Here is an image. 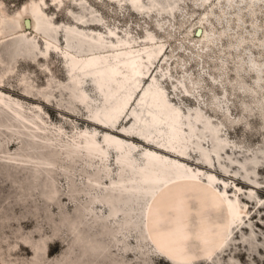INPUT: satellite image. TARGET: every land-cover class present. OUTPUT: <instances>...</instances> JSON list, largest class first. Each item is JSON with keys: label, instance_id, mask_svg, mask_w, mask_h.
<instances>
[{"label": "bare ground", "instance_id": "1", "mask_svg": "<svg viewBox=\"0 0 264 264\" xmlns=\"http://www.w3.org/2000/svg\"><path fill=\"white\" fill-rule=\"evenodd\" d=\"M50 1L60 8L64 0ZM71 1L82 12L69 11L73 19L69 24L55 23L45 11L44 0H30L13 14L0 1V181H9L15 204L23 207L19 215L12 207L4 209L0 219L14 220L17 227L13 243L5 234L0 242L6 243V251L21 242L33 254L12 259L0 248L2 264H132L125 255L128 251L150 264H154L152 256H163L171 264L220 262L234 231L249 214L237 194L241 188L229 195L226 182L220 188L214 173L193 168L185 159L194 152L198 161L213 167L216 160L226 172L233 164L248 172L260 159L250 148L225 137L222 124L199 105L183 110L170 99L163 86L166 79H174L170 59L156 34L146 29L142 37H136L126 28L107 26L86 0ZM106 1L143 18L155 13L157 26L163 28L166 23L161 19L164 15L174 18L182 0ZM198 1L212 5L214 0H195V4ZM263 3L218 0L215 6L226 19L233 4L237 14L244 9L251 15ZM205 15L189 32L198 41L213 43L202 27ZM236 19L244 25L239 16ZM251 26L249 36L257 39L256 27ZM244 42L239 37L230 46L239 50ZM51 53L59 56L66 81L52 77L39 88L20 73L23 93L48 101L55 90L66 91L69 100L64 105L58 101L59 106L77 114L80 105L93 128L74 127L67 133L61 126L48 124L40 109L2 92L16 72L17 58L46 59ZM251 55L248 51L240 60L237 72L251 70L260 87L264 61L257 62ZM179 86L189 93L183 79L173 81L174 90ZM211 103L228 111L225 99L214 96ZM227 149L252 154L240 160L227 154ZM248 164L252 166L247 168ZM231 172L236 175L238 170ZM247 197H254L253 189ZM28 215L36 224L25 232L21 220ZM54 238L67 248L48 259L46 250Z\"/></svg>", "mask_w": 264, "mask_h": 264}, {"label": "rangeland", "instance_id": "2", "mask_svg": "<svg viewBox=\"0 0 264 264\" xmlns=\"http://www.w3.org/2000/svg\"><path fill=\"white\" fill-rule=\"evenodd\" d=\"M0 1L3 2L7 13L13 14L30 0ZM44 1L48 3L46 13L52 15L53 21L58 24L73 22L69 11L82 12L71 0H64L60 8L52 4L50 0ZM86 1L87 6L90 5L91 9L96 10V14L103 18L107 26H117L119 29L126 28L136 37H142L146 29L156 34L165 43V56L170 59L168 66L172 78H174L173 81L183 79L189 91V93L183 92V88L180 86L174 90L173 81L166 79L163 81V86L170 99L180 105L183 110H186L187 106L199 105L204 113L211 116L215 122L222 124L225 137L243 148H250L260 159V163L254 169L250 168L248 172L239 168L237 164L231 165L229 171L226 172L218 166L216 160H214L215 165L210 167L198 161L199 155L194 152H191L190 157L185 159L193 168H199L203 171L210 170L214 173L220 178V188L222 181L226 182V190L229 195L237 192L238 187L241 188L237 194L240 201L246 203V210L249 212L244 219L245 223L234 231L233 240L220 256V262L217 263L216 260L209 263L198 261L195 264H264V152H258V149L264 148V79L258 87L255 85L254 73L251 70L237 72L240 60L248 51L252 53V59L255 61H264V46L260 45V43L264 44V3L255 7L254 14L251 15L245 14L244 9L240 14H237V8L233 4L227 10L229 14L225 19L221 9L215 6L218 0H214L212 5L209 3L200 5L199 1L195 4V0H182L179 3V9L174 11L175 17H169V19L164 15V19L161 21L165 22L166 25L159 28L157 26L159 17L154 16L155 13L143 18L133 13L128 7L120 9L116 4H111L106 0ZM204 14L206 15L202 27L210 34V38L214 39L213 43L198 41L197 37L189 32L191 28L194 29L199 26L196 24ZM237 16L243 20L244 25L236 19ZM252 23L256 27L257 39H251L249 36L250 32H253ZM58 36L60 43H63L61 34ZM239 37L246 39V42L242 43L239 50L231 48L230 45L239 40ZM39 44L41 45L42 42L40 41ZM7 47L10 48V45ZM244 47L248 48V51L242 52ZM4 56L6 59L9 58L7 53ZM163 60L164 56L159 63H162ZM15 65L16 72L6 80L3 93L24 104L33 105L36 110L40 109V113L43 114L48 124L61 126L67 133H71L74 127L78 130L94 127L87 122L85 112L80 105H77L79 111L77 114H71L63 106H59L58 101L64 105L69 100L66 91H61V94L59 89L55 90L54 97L47 101L40 95H25L22 86L18 83V74L20 73L29 76L33 80V84L39 88L45 87L47 81L52 77L57 81L65 82L66 74L59 56L51 53L46 59L37 58L36 60L29 57H19ZM214 96L227 101L228 111L211 103ZM125 124L127 121L123 122V125ZM134 140L136 142V139ZM140 142L138 144H141ZM206 146L208 145L206 144ZM15 147L14 144L11 149ZM238 151L239 149H233V151L227 149V154L240 160L244 156L252 154V152ZM223 156L225 157V154ZM226 163L228 162L226 161ZM251 166L248 164L246 167ZM235 170H238L236 175L231 172ZM248 179H253L258 183H251ZM249 189H253L254 197L252 199L247 197ZM12 191L9 181L3 183L0 181V216L4 209L10 210L11 207L16 215L23 212L22 205L15 204V196L11 193ZM64 202L68 203V209L71 210L72 205L69 201L64 200ZM53 209L57 211L55 207ZM11 213V211H7L8 215ZM2 223L6 226L2 227ZM35 224V218L30 217V215L21 220V226L25 232L34 230ZM16 227V221L10 220L5 223L0 219V236L2 234L9 236V242L13 243V232ZM45 227L49 233L46 225ZM243 235L244 238L242 239ZM131 241L133 240L131 239ZM0 248L6 251V243L0 242ZM66 248L65 243L61 242L59 238H54L48 244L46 257L53 259ZM6 253L10 254L12 259L31 258L33 255L32 250L21 242L16 248L6 251ZM125 255L132 264H150L135 259V255L131 251ZM152 259L154 264H171L163 256H152ZM0 264H2L1 258Z\"/></svg>", "mask_w": 264, "mask_h": 264}, {"label": "water", "instance_id": "3", "mask_svg": "<svg viewBox=\"0 0 264 264\" xmlns=\"http://www.w3.org/2000/svg\"><path fill=\"white\" fill-rule=\"evenodd\" d=\"M199 33V29L196 31V34Z\"/></svg>", "mask_w": 264, "mask_h": 264}]
</instances>
